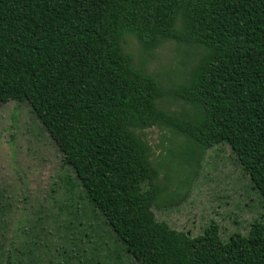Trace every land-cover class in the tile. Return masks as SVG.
I'll list each match as a JSON object with an SVG mask.
<instances>
[{
	"label": "trees",
	"instance_id": "obj_1",
	"mask_svg": "<svg viewBox=\"0 0 264 264\" xmlns=\"http://www.w3.org/2000/svg\"><path fill=\"white\" fill-rule=\"evenodd\" d=\"M172 42L194 54L166 88L150 63ZM11 100L84 198L60 204L53 229L42 215L13 229L0 189V264H264V221L223 241L215 223L190 236L157 219L171 201L148 140L157 128L203 151L227 144L264 198V0H0V105Z\"/></svg>",
	"mask_w": 264,
	"mask_h": 264
},
{
	"label": "rangeland",
	"instance_id": "obj_2",
	"mask_svg": "<svg viewBox=\"0 0 264 264\" xmlns=\"http://www.w3.org/2000/svg\"><path fill=\"white\" fill-rule=\"evenodd\" d=\"M177 45L165 44L150 63L166 88L182 82L186 75L182 61L190 60L194 54L191 48ZM161 108L181 107L176 101L169 104L164 99ZM148 133L154 150L152 160L159 162L160 187L171 201L169 206L156 210L158 220L190 236L203 233L215 223L223 241L235 234L245 236L253 222L264 221V198L243 172L229 145L203 151L197 141L179 133L171 136L157 128ZM164 136L171 138L161 149ZM67 177L73 179L71 171L62 166L54 141L30 107L12 100L1 104L0 189L15 206L12 228L16 229L17 224L28 227L40 215L44 216L46 227L55 228L58 206L71 204V197L84 195L75 183L73 194L66 190ZM79 203L81 211L89 213L88 201L81 199ZM103 225L100 227L104 234L110 235Z\"/></svg>",
	"mask_w": 264,
	"mask_h": 264
}]
</instances>
